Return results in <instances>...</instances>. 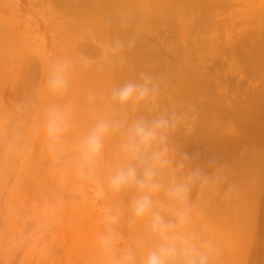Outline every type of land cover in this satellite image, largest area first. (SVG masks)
<instances>
[{"label": "rangeland", "instance_id": "rangeland-1", "mask_svg": "<svg viewBox=\"0 0 264 264\" xmlns=\"http://www.w3.org/2000/svg\"><path fill=\"white\" fill-rule=\"evenodd\" d=\"M129 38L132 50L105 54ZM64 57L73 66L57 95L49 65ZM141 72L157 73L160 110L194 106L191 133L182 128L171 143L206 173L188 205L191 227L217 245L214 264H264V0H0V264H106L104 206L123 210L121 247L143 232L129 222L131 192L94 203L73 173L80 138L114 115L111 90ZM64 105L72 127L55 165L43 127L47 109ZM118 144L105 141L102 177Z\"/></svg>", "mask_w": 264, "mask_h": 264}, {"label": "clouds", "instance_id": "clouds-1", "mask_svg": "<svg viewBox=\"0 0 264 264\" xmlns=\"http://www.w3.org/2000/svg\"><path fill=\"white\" fill-rule=\"evenodd\" d=\"M135 43V38L117 39L105 46V54L120 55ZM72 66L70 57L50 63L49 91L66 93ZM159 93V81L145 72L111 90L114 115L97 118L74 149L73 173L79 182L76 191L87 186L94 203L104 201L108 193H132L129 222H142L144 230L131 243L121 247L124 237L117 229L123 210L111 206L100 209L104 231L98 235L97 244L106 264H214L217 245L191 227L188 205L191 189L206 180V173L201 167H191L194 158L186 152L177 154L171 143L180 129L191 133L188 120L194 106L186 111L160 110ZM88 99L94 102V94L89 93ZM141 109L150 115H137ZM71 127L68 105L47 109L43 132L55 165L65 156L62 145ZM112 136L119 138L118 162L102 177L105 141Z\"/></svg>", "mask_w": 264, "mask_h": 264}, {"label": "bare ground", "instance_id": "bare-ground-1", "mask_svg": "<svg viewBox=\"0 0 264 264\" xmlns=\"http://www.w3.org/2000/svg\"><path fill=\"white\" fill-rule=\"evenodd\" d=\"M80 1H81V0H80ZM87 1H88V0H87ZM89 1H91V0H89ZM69 2H70V1H69ZM82 2H83V0H82ZM84 2H85V1H84ZM77 3H79V2H77ZM88 3H89V2H88ZM88 3H87V4H88ZM97 3H98V2H97ZM120 3H121V2H120ZM120 3H118V4H120ZM98 4H99V3H98ZM79 5H80V4H79ZM115 5H116V4H115ZM80 6H81V5H80ZM86 6L88 7V5H86ZM125 6H126V5H125ZM120 7H121V6H120ZM120 7H118V8L121 9ZM93 8H94V7H93ZM116 8H117V7H116ZM69 9H70V8H69ZM110 9H111V8H110ZM123 9H124V8L122 7V10H123ZM71 10H72V9H71ZM77 10H78V9H77ZM118 11H119V10H118ZM109 12H110V11H109ZM109 12H108V13H109ZM120 12H121V10H120ZM120 12H119V14H117V15H120V14H121ZM122 12L124 13V11H122ZM188 12H189V11H188ZM133 13H134V12H132V14H133ZM124 14H125V13H124ZM130 14H131V12H130ZM105 15H107V14H105ZM109 15H110V14H109ZM126 15H127V14H125V16H126ZM134 15H137V14L134 13ZM134 15H133V16H134ZM139 15H140V14H139ZM163 15H164V14H163ZM121 16H122V15H121ZM133 16H132V17H133ZM129 17H130V16H129ZM129 17H128V18H129ZM119 18H120V17H119ZM123 18L126 19V20H128L127 17L125 18V17L123 16ZM130 18H131V17H130ZM136 18H137V17H136ZM136 18H135V19H136ZM116 19H117V18H116ZM112 20H113V17H112V19L109 20V21H112ZM132 20H133V19H132ZM136 21H137V20H136ZM106 22H107V21H106ZM114 25H115V24H114ZM123 25H124V24H123ZM123 25H122V26H123ZM121 28H122V27H121ZM123 31H124V30H123ZM128 32H129V31H128ZM122 39H123V38H122ZM129 50H130V49H129ZM131 50H132V49H131ZM133 50H135V49L133 48ZM136 50H137V49H136ZM132 52H133V51H132ZM137 52H138V50H137ZM146 52H147V50H146ZM139 53H141V52L139 51ZM132 54H135V52L132 53ZM137 56L139 57V54H138ZM137 56H136V58H137ZM137 59H138V58H137ZM186 59H187V58H186ZM139 62H141V61H139ZM136 63H137V62H136ZM141 63H142V62H141ZM157 63H158V62H157ZM160 63H161V62H160ZM168 63H169V62H168ZM180 63H181V62H180ZM169 64H170V63H169ZM189 64H190V63H189ZM189 64H188V65H189ZM138 65H139V64H138ZM154 65H155V64H154ZM156 66H158V64H157ZM156 66H155V67H156ZM161 66H162V65H160V66H158V67L161 68ZM167 66H168V65H167ZM170 67H171V65H170ZM170 67H168V68H170ZM174 67H175V66H174ZM144 68H145V67H144ZM168 68H165V69H168ZM171 68H172V67H171ZM162 69H163V68H162ZM180 69H181V68H180ZM191 69H192V68H191ZM146 70H147V69H146ZM153 70L157 71L156 69H153ZM153 70H152V71H153ZM158 70H159V69H158ZM148 71H149V70H148ZM168 71H169V70H168ZM146 72H147V71H146ZM158 72H160V71H158ZM149 73H150V72H149ZM161 73H162V72H161ZM186 73H187V72H186ZM156 74H157V73H156ZM156 74H153V75H156ZM187 74H188V73H187ZM158 75H159V74H158ZM189 75H190V74H189ZM210 141H211V140H210ZM211 142H212V141H211ZM207 144H208V143H207ZM211 145H213V144H211ZM214 145H215V144H214ZM207 146H208V145H207ZM207 146H206V147H207ZM213 147H214V146H213ZM203 148H204V147H203ZM207 148H208V147H207ZM209 148H210V147H209ZM209 150H210V149H209ZM209 150H208V151H209ZM209 152H211V151H209ZM204 153H205V152H204ZM212 155H213V154H212ZM216 156H217V155H216ZM216 156H215V159H217ZM262 158H263V157H262ZM238 164H239V163H238ZM252 164H253V163H252ZM219 165H220V164H219ZM222 165H223V164H222ZM260 165H261V164H260ZM237 168H238V167H237ZM242 168H243V167H242ZM247 169H248V168H247ZM250 177H251V176H250Z\"/></svg>", "mask_w": 264, "mask_h": 264}]
</instances>
